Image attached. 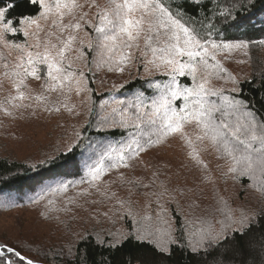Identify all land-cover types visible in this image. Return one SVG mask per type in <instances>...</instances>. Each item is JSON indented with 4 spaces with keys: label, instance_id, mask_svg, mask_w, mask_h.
<instances>
[{
    "label": "snow or ice",
    "instance_id": "6c2138e0",
    "mask_svg": "<svg viewBox=\"0 0 264 264\" xmlns=\"http://www.w3.org/2000/svg\"><path fill=\"white\" fill-rule=\"evenodd\" d=\"M28 2L37 9L35 17L12 15L10 10L14 7L13 3L0 6V44L18 53L14 64H3L2 75L12 81L15 90V95H9L0 102V110L5 114L11 115V112L3 105L13 109L27 108L31 106L24 103L27 100L43 104L47 111L58 112L64 107L71 113L74 106H70L67 100L68 94L73 91L77 96L87 93L91 99L93 90L89 84L94 81H89L84 71L73 69L74 60L84 61L89 72L92 71V64L97 69L106 66L109 72H123L125 67L136 61L135 52L138 51L146 71L163 69V74L169 78L163 84L149 83L150 88L157 90V94L151 98H146L145 93L140 91L132 100L118 101L119 105L126 104V107L113 108L108 116L101 117V126L111 118L113 128L127 132V140L121 137L117 143L100 146L96 151L98 158L87 166L84 176L42 189L32 198L33 204L47 199L51 205L54 203L52 197L83 184L99 191L98 182L106 172L130 167L132 159L174 134L185 139L191 149L189 155L194 159L197 158L196 143H210L221 156L230 160L229 172L248 178L252 182L249 187L257 189L261 199H264V118L258 119L249 102L240 97L235 78L227 76L236 85L227 95L224 89L209 85L212 78L220 79L223 78L221 74L227 75L216 60V52L247 49V41L217 42L210 36L202 39L194 28L182 22L178 13H173L170 6H166L165 0H108L104 8L93 4L98 9L94 14L95 23L87 19V13L79 11L83 7L79 0ZM195 2L199 3L200 0ZM219 15L232 17V10L222 11ZM66 17L68 21L65 23ZM40 20L50 21L52 29L45 32L42 41L38 33L45 30ZM33 26L34 31L31 30ZM85 29H91L94 33L88 35L86 45L84 39L78 36ZM18 33L25 38H35V43H15L6 39ZM260 43L264 44V41ZM76 44L79 47H74ZM72 52H75L74 57L69 55ZM91 53L95 55L89 62L87 56ZM41 65L46 67V72L39 67ZM185 76L191 78L190 86L179 82L178 77ZM29 77L44 80L41 94L33 97L25 91V81ZM47 93H57L64 99L50 102ZM146 99L151 102H146ZM178 100L183 101L179 106L175 103ZM88 112L92 114L93 108L89 107ZM187 125L199 130L195 141L185 134ZM75 138L83 143L79 131L75 133ZM67 150L72 151L73 145L69 144ZM47 162L40 161L41 164ZM88 194L86 190H81L77 196ZM73 199L70 197L69 202ZM220 211L224 219L214 224L212 219L197 218L200 226L192 228L190 225L194 224L193 221H179L175 217L165 219L162 208L157 213L155 224L151 216L144 214L139 220L134 218L131 231L117 229L108 232L110 241L100 233L95 237L81 235L79 241L75 242L76 250L79 253V244L89 242L98 247L119 249L124 243L135 241L140 246H150L158 255H171L174 249H179L193 256H208L217 253L227 241L245 236L253 227V221L258 224L261 219L255 212L248 214L241 211L238 217H234L231 210ZM128 215H132L130 209ZM261 248L264 249V244ZM68 251L71 253L72 248L69 247ZM218 260L219 264H225L223 256ZM0 264H36V261L13 246L0 243ZM253 264H256L255 259ZM261 264H264V257H261Z\"/></svg>",
    "mask_w": 264,
    "mask_h": 264
},
{
    "label": "rangeland",
    "instance_id": "374dc122",
    "mask_svg": "<svg viewBox=\"0 0 264 264\" xmlns=\"http://www.w3.org/2000/svg\"><path fill=\"white\" fill-rule=\"evenodd\" d=\"M79 3L83 6L79 11L87 13V19L95 23L94 14L98 9L92 5L104 8L108 5V0H79ZM67 21L66 17L64 22ZM39 23L45 30L38 33L42 41L45 32L52 29L49 26L50 21L40 20ZM31 30L34 31L35 26ZM88 35H94L91 29L78 33L79 38L84 39L85 45ZM6 39L15 43L30 45L35 43V38H25L19 33L15 37L9 35ZM74 47H79V44ZM69 55L74 57L75 52ZM93 55L95 53L88 54L89 62ZM17 56L15 50L0 44V102L9 95H15L12 81L5 78L2 73L3 64H14ZM135 56L136 61L125 67L123 72H109L106 66L97 69L94 64L91 65L92 71L89 72L84 61L75 60L73 69L84 71L88 80L94 81L89 86L93 90L92 95L97 98L105 93L117 94L122 88L121 85L125 86L137 79L146 81L147 84L150 82L163 84L166 78L169 79L163 74V69L146 71L138 51L135 52ZM216 60L226 70L227 75L221 74L223 78L220 79L212 78L209 85L224 89L227 95L236 87L227 79L228 75L241 84L253 77L257 66L258 72L264 69V65L258 63L264 60V44L259 43L255 47L249 45L247 49H234L231 52L218 50ZM39 67L46 72L45 66ZM185 77L191 85V78ZM180 78L182 77H178V80ZM25 83L27 85L25 91L31 96L41 94L43 79L29 77ZM46 95L50 102L64 99L57 93ZM92 95L89 99L87 93L77 96L73 91L68 94L67 103L74 106L71 113L64 107L58 112L47 111L43 104H38L35 100L24 101L25 104L31 105L27 108L13 109L3 105L8 108L11 115L0 110V159L23 163L37 170L59 154L69 152L67 150L69 144L75 147L79 143L75 138L77 131L81 133L83 140L82 133L88 123V108H93L94 105L95 99ZM102 102H105L103 106ZM182 102L178 100L175 103L179 106ZM119 107H126V104L119 105L114 100V95L112 98L101 97L96 109L99 119L96 129L100 131L113 129L111 118L108 123L101 126V117L108 116L113 108ZM185 134L195 141L199 130L193 125H187ZM107 143L110 141L98 139L86 146L80 167L78 165L83 169L84 175L87 166L98 158L96 155L98 148ZM190 151L183 137L178 134L170 135L160 144L132 159L129 162L130 167L106 172L98 182L99 191L87 184L78 185L76 188L70 187L67 193L52 197L54 203L51 205L47 199L37 204L31 201L42 189L68 179L50 176L30 184L33 191L20 189L0 195V243H7L36 261L49 258V252L55 247L67 250L68 253L69 247L73 249L81 235L95 237L100 233L110 241L108 232H115L117 229L131 231L134 218L139 220L144 214L151 216L152 223L155 224L157 213H160L162 208L165 219L172 220L174 217L179 221L187 219L194 222L190 225L192 228L200 226L197 218L212 219L214 224L224 219L220 210L223 212L231 210L234 217H238L241 211L248 214L264 211V199H261L260 192L249 187L252 182L248 178H241L238 173L229 172L230 160L221 156L210 143L207 141L196 143V159L189 155ZM49 157L52 159L49 160ZM42 160L48 162L41 164ZM70 177H73V173ZM81 190H86L89 194L77 196ZM70 197L74 198L72 202H69ZM129 209L132 215H128ZM44 253L45 257L42 256Z\"/></svg>",
    "mask_w": 264,
    "mask_h": 264
},
{
    "label": "trees",
    "instance_id": "16d2710c",
    "mask_svg": "<svg viewBox=\"0 0 264 264\" xmlns=\"http://www.w3.org/2000/svg\"><path fill=\"white\" fill-rule=\"evenodd\" d=\"M13 3L10 13L15 16H36L37 9L28 0H0V6ZM166 6H170L173 13H178L179 18L190 28H194L202 39L210 38L217 41L244 40L250 46L255 47L260 41H264V0H165ZM232 10V17L220 16L225 10ZM262 66L264 60L258 62ZM256 68L250 80L239 84L238 93L241 98L247 100L257 114V118H264V69ZM167 81V78L165 79ZM183 85H190L186 77L179 79ZM242 89V91H240ZM145 93L146 98H151L157 91L149 87L146 81L134 80L128 82L117 94L105 93L101 97L127 102L140 92ZM236 95V94H235ZM94 100L93 112L88 114L87 126L84 128L83 143H78L72 151L59 154L37 170L23 163L11 162L0 159V195L12 191L25 189L33 191L30 184L50 176L62 177L68 180H79L84 176L80 167L83 151L92 141L103 139L110 142H118L121 137L127 140V132L118 128L100 131L96 129L98 123L97 105L101 97L92 95ZM150 103V99H146ZM118 120L119 117H116ZM79 165V167H78ZM73 173V177L70 174ZM259 223L253 221V227L243 237L229 240L217 253L200 256L189 255L174 249L171 255H158L148 245L140 246L135 241L124 243L119 249L98 247L95 243L79 244V253L76 245L71 253L67 250L52 248L49 255L42 260H36V264H219L218 257L223 256L225 264H261L264 257V211H260ZM45 257V253L42 254ZM39 258L41 256H38Z\"/></svg>",
    "mask_w": 264,
    "mask_h": 264
}]
</instances>
